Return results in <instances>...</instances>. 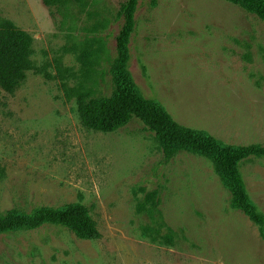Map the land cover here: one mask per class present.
I'll use <instances>...</instances> for the list:
<instances>
[{"label":"rangeland","instance_id":"obj_1","mask_svg":"<svg viewBox=\"0 0 264 264\" xmlns=\"http://www.w3.org/2000/svg\"><path fill=\"white\" fill-rule=\"evenodd\" d=\"M126 0H0L34 39V69L0 89V215L86 205L101 237L44 226L0 236V264H264L259 227L232 206L209 160L169 162L134 120L85 128L78 96L113 95ZM129 71L146 99L226 145L264 144V23L226 0H138ZM264 214V159L241 164Z\"/></svg>","mask_w":264,"mask_h":264},{"label":"trees","instance_id":"obj_2","mask_svg":"<svg viewBox=\"0 0 264 264\" xmlns=\"http://www.w3.org/2000/svg\"><path fill=\"white\" fill-rule=\"evenodd\" d=\"M257 16L264 23V0H226ZM47 6H66L85 0H44ZM138 0H126L120 7L122 28L116 38V59L113 65L115 90L112 96L88 98L78 96L81 124L96 132L115 133L131 122H141L159 143L165 161L186 151L209 160L223 186L229 191L234 209L244 213L259 227L264 238V214L252 201L241 173V164L251 159H264V144L226 145L208 132L178 123L163 104L146 99L129 71V43L134 33ZM33 37L13 23L0 18V89L14 92L34 69ZM57 226L71 230L82 240L101 237L90 209L83 204H69L60 209L41 208L33 214L17 211L0 215V236L17 231Z\"/></svg>","mask_w":264,"mask_h":264}]
</instances>
